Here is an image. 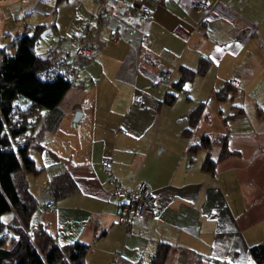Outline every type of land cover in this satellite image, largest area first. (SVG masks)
I'll return each mask as SVG.
<instances>
[{
    "label": "crops",
    "instance_id": "crops-1",
    "mask_svg": "<svg viewBox=\"0 0 264 264\" xmlns=\"http://www.w3.org/2000/svg\"><path fill=\"white\" fill-rule=\"evenodd\" d=\"M207 1L202 8L191 0H0L43 13L34 24L50 23L53 36L73 43L80 34L92 49L89 58H66L49 46L72 82L36 116L40 148L30 155L40 170L26 174L37 202L30 224L59 245L87 243L84 264L146 263L158 241L169 244L164 264H253L249 247L264 242V0ZM140 5L149 8L141 22ZM5 25L0 45L19 32ZM201 57L205 71L180 87L155 82L159 69L171 68L174 81L180 65L195 69ZM233 79L218 100L214 89ZM166 90L175 92L170 103ZM197 103L201 112L184 134ZM204 133L224 135L232 150L213 171L201 167L203 148L188 150ZM53 181L64 193L55 195ZM138 181L151 188L155 211L132 217L126 234L114 221L112 188Z\"/></svg>",
    "mask_w": 264,
    "mask_h": 264
},
{
    "label": "trees",
    "instance_id": "trees-1",
    "mask_svg": "<svg viewBox=\"0 0 264 264\" xmlns=\"http://www.w3.org/2000/svg\"><path fill=\"white\" fill-rule=\"evenodd\" d=\"M42 26L43 23H36L31 29L25 26L14 33L8 42L10 50L7 44L0 45V218L3 212H11L6 221L0 219V264H84L83 255L88 247L79 240L59 245L42 225L30 224V214L37 202L28 188L26 174L40 170L30 155L31 149L39 151L40 148L38 140L33 139L37 134L32 132V127L39 109L54 108L72 82L68 69L54 57L51 48L43 53L35 50ZM81 42L85 44L82 39ZM207 62L201 57L195 69L180 65L174 81L171 68L159 69L171 74L167 86L161 83L166 88L169 85L180 87L195 73L202 74ZM231 83L232 80H226L214 89L218 100L233 89ZM181 91L185 92L182 88ZM20 95L28 99L25 105L16 101ZM174 96L175 92L166 90L164 101L170 103ZM201 108L197 103L189 110L182 133H189ZM238 110H242L241 107ZM214 143L218 144L216 155L211 152ZM198 148L205 150L201 167L208 171H213L218 159L232 152L224 135L201 134L196 142L188 145L190 152ZM52 185L56 196L64 193L54 181ZM74 190L76 187L72 186ZM168 248L167 242L158 241L148 262L137 260L133 264H164ZM249 250L253 264H264V242L250 245Z\"/></svg>",
    "mask_w": 264,
    "mask_h": 264
},
{
    "label": "built area",
    "instance_id": "built-area-1",
    "mask_svg": "<svg viewBox=\"0 0 264 264\" xmlns=\"http://www.w3.org/2000/svg\"><path fill=\"white\" fill-rule=\"evenodd\" d=\"M155 1L159 2L161 0ZM191 3L202 8L208 7L207 0H191ZM135 14L138 21H144L148 17L149 8L146 5H140L135 11ZM22 25L26 26L25 23ZM26 27L31 29L33 25ZM118 37L119 35L117 33L111 34L112 39H118ZM74 38L75 45L73 47V53L84 57H90L92 55V49L81 42L80 35H76ZM147 61L150 64L156 65V60L153 58H148ZM170 76L171 74L167 70L159 71L155 82H162L165 86H167ZM237 81V79H233L232 84H236ZM101 166L105 172H110V165L106 158L101 160ZM112 194L116 199L118 206L114 221L124 226L126 234L129 233V224L132 217L150 215L155 211L154 194L151 188L144 181L135 182L131 186H123L115 183L112 188ZM45 206L49 207L51 206V203L47 202ZM111 264H114V262Z\"/></svg>",
    "mask_w": 264,
    "mask_h": 264
},
{
    "label": "rangeland",
    "instance_id": "rangeland-1",
    "mask_svg": "<svg viewBox=\"0 0 264 264\" xmlns=\"http://www.w3.org/2000/svg\"><path fill=\"white\" fill-rule=\"evenodd\" d=\"M3 4L4 2H1L0 23L2 25L6 24L5 25L6 30H8L9 28H12L14 31L16 30L21 31L23 27H25L24 25H22L23 23H25L26 26L33 25L35 22V20H33L34 16L37 18V20H39L41 18L40 16L43 15V13L41 14L34 13L33 9L30 10L26 8L24 10H27V12H25L24 10L21 11L18 4L17 6L15 5L14 7L6 6V4L5 5ZM50 19H47V21H50ZM45 20L46 19H44L43 21ZM40 23H43V26L38 36L35 50L37 52L43 53L46 51V49L49 48V46H52V48L53 47L55 48L57 55H62V56H65L66 58H72L73 57V47L75 43H73L70 40L69 35L61 34L62 32H60L59 35L58 33H55V35L53 36L52 24L49 23L48 25L47 23L45 24L44 22H40ZM14 31L11 33V35L14 33ZM3 38L5 41V44H7V47H9V50H10L11 46H8V41L10 37L8 35H3ZM16 101L20 103L21 105H25L28 102V99L20 95V97ZM39 112L43 114L45 112V108L41 107L39 109ZM36 120L37 119H35V121ZM10 215H11L10 210L5 211L1 214V218H3L2 219L3 221H6L10 217ZM6 232H8V230Z\"/></svg>",
    "mask_w": 264,
    "mask_h": 264
},
{
    "label": "water",
    "instance_id": "water-1",
    "mask_svg": "<svg viewBox=\"0 0 264 264\" xmlns=\"http://www.w3.org/2000/svg\"><path fill=\"white\" fill-rule=\"evenodd\" d=\"M79 115H80V111L75 110L72 119H73V120H76V119L78 118Z\"/></svg>",
    "mask_w": 264,
    "mask_h": 264
},
{
    "label": "snow or ice",
    "instance_id": "snow-or-ice-1",
    "mask_svg": "<svg viewBox=\"0 0 264 264\" xmlns=\"http://www.w3.org/2000/svg\"><path fill=\"white\" fill-rule=\"evenodd\" d=\"M218 51H220V50L218 49ZM185 87L187 88L188 86H187V85H185ZM0 219H3V218H0Z\"/></svg>",
    "mask_w": 264,
    "mask_h": 264
}]
</instances>
